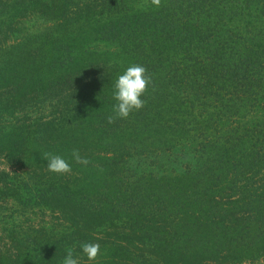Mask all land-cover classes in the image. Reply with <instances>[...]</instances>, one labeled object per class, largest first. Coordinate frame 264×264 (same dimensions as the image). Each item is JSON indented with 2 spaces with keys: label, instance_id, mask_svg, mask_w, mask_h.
<instances>
[{
  "label": "trees",
  "instance_id": "obj_1",
  "mask_svg": "<svg viewBox=\"0 0 264 264\" xmlns=\"http://www.w3.org/2000/svg\"><path fill=\"white\" fill-rule=\"evenodd\" d=\"M6 17L20 28L0 47V157L29 170L0 169V204L21 208L0 205L15 227L0 264H63L68 249L78 264L264 260V0H0V33ZM137 64L145 106L109 123ZM31 100L40 115L21 119ZM160 153L185 169L159 174Z\"/></svg>",
  "mask_w": 264,
  "mask_h": 264
},
{
  "label": "clouds",
  "instance_id": "obj_2",
  "mask_svg": "<svg viewBox=\"0 0 264 264\" xmlns=\"http://www.w3.org/2000/svg\"><path fill=\"white\" fill-rule=\"evenodd\" d=\"M157 8L161 7V0H151ZM151 77L147 75V70L143 66L133 65L118 77L115 83L114 97L118 101L115 106V116H109L108 122L114 123L116 118H128L134 111H139L145 106L146 101L142 97L147 93L151 84ZM72 156L77 163L87 165L90 163L86 158L80 156L78 150H73ZM44 159L48 161L47 168L57 174H67L71 172L70 164L61 156L45 153ZM82 251L89 261H95L100 255V245L95 243H85ZM63 264H78V260L73 258V250H67V256Z\"/></svg>",
  "mask_w": 264,
  "mask_h": 264
},
{
  "label": "rangeland",
  "instance_id": "obj_3",
  "mask_svg": "<svg viewBox=\"0 0 264 264\" xmlns=\"http://www.w3.org/2000/svg\"><path fill=\"white\" fill-rule=\"evenodd\" d=\"M32 15V19H31V22H34L35 25L34 26H38V22L36 20V17L34 16V14H31ZM10 18L9 17H6L3 19V22L5 24V27L2 28V31L0 33V47H6V46H10V45H14L16 46L17 45V42H18V36H17V33L18 32H15L14 34L15 37L13 35H10L8 32L12 31H18V29L20 28L19 27V24H18V20L15 19V21L13 23L10 22ZM21 26V25H20ZM25 26H31V23H26ZM32 27V26H31ZM35 101V100H34ZM34 101H30V103L26 107H23V106H18V110L19 112H17L18 116L23 119L28 113H31L32 116L35 118L37 116H39L40 114L37 113V108L36 106H32L31 104L34 103ZM50 104V103H48ZM54 112L52 110L51 107H49L48 109L44 110V112H42L43 114H45L47 117L51 116V112ZM18 116L16 117H11V119L9 121L11 122H15L16 119H20ZM9 123V122H7ZM160 162L158 160H155V159H149L148 162L149 164H153V162L157 161L158 162V165L159 167L157 168H160L157 172L159 174H162L164 171L166 172H170V171H173V170H176L174 172L179 173L180 170H184L185 169V163L186 161L182 159V156L179 155V153H174V154H166V155H163V153H160ZM186 159V158H185ZM135 163H137L135 160H134ZM0 169L1 170H6V171H9V172H17V171H20V172H28L29 168L27 167H24L22 170L19 166L17 165H14V162L12 163H7L3 157H0ZM152 169V168H150ZM163 169H165L163 171ZM165 173V172H164ZM72 174L71 172L70 173H67L65 174V177L66 178H69L70 175ZM61 175H64V174H61ZM74 176H77V177H80L81 175L80 174H74ZM73 176V177H74ZM73 179V178H72ZM72 186L79 188L80 186V182L78 181L77 184H74V183H71ZM13 201H8L7 203H4V204H0V205H3L4 208H7V209H10L12 211V208H16V210H19L21 211V208L19 206H14L13 207ZM42 213L44 214V212H41V211H36V213H31L29 215H20V219H19V222L18 223H23V224H29V223H32V224H38V222L42 221V220H45L44 217H42ZM45 213L48 215L47 217V222L51 223L53 222V219L52 217L54 218L55 220V223L58 224L59 222L57 221V219L49 212L45 211ZM7 214V213H5ZM19 214V213H18ZM12 223V222H11ZM14 225L13 224H8L6 223V221L2 222L0 224V251L2 253H5L7 254L8 253V249L9 248H12V241H11V233H12V230H13ZM264 260H261L260 262H255L256 264H264L263 262ZM243 264H251L249 262H244Z\"/></svg>",
  "mask_w": 264,
  "mask_h": 264
}]
</instances>
